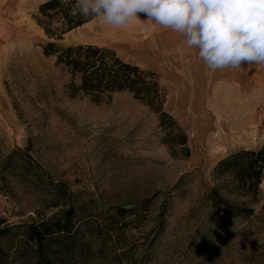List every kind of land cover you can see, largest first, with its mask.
Wrapping results in <instances>:
<instances>
[{
	"label": "rangeland",
	"instance_id": "1",
	"mask_svg": "<svg viewBox=\"0 0 264 264\" xmlns=\"http://www.w3.org/2000/svg\"><path fill=\"white\" fill-rule=\"evenodd\" d=\"M45 1L0 0V228L11 226L0 264H264V170L252 197L215 172L264 147V66L211 70L143 13L50 39L35 18ZM50 41L112 48L155 72L189 150L171 147L159 115L127 91L72 96L69 72L45 54ZM214 190L253 216L218 211ZM69 207L73 231L56 232ZM41 223L49 235L37 248L26 232Z\"/></svg>",
	"mask_w": 264,
	"mask_h": 264
},
{
	"label": "trees",
	"instance_id": "2",
	"mask_svg": "<svg viewBox=\"0 0 264 264\" xmlns=\"http://www.w3.org/2000/svg\"><path fill=\"white\" fill-rule=\"evenodd\" d=\"M37 24L50 39L61 40L70 31L90 22L95 17H83L76 7L75 0H47L39 6ZM44 51L54 56L56 63L66 69L71 76L69 86L71 95L83 94L94 102L111 98L115 92L127 91L135 99L143 102L159 115L161 126L165 127L166 142L171 147L188 151L187 135L171 115L164 110L166 93L161 87L157 74L144 70L138 65L124 61L115 50L95 44H75L62 46L55 41L48 42ZM264 170V147L260 149H241L218 163L215 172L228 175L237 191L246 197L259 193ZM212 206L218 211L239 219H250L254 209L246 203H233L214 190ZM3 220H0V224ZM41 223L38 227H29L26 237L37 246L42 245L49 235L48 229ZM56 232L70 233L75 227L73 207L64 212L63 219L55 222ZM11 226L0 228L2 237Z\"/></svg>",
	"mask_w": 264,
	"mask_h": 264
},
{
	"label": "clouds",
	"instance_id": "3",
	"mask_svg": "<svg viewBox=\"0 0 264 264\" xmlns=\"http://www.w3.org/2000/svg\"><path fill=\"white\" fill-rule=\"evenodd\" d=\"M83 17L122 28L133 20L170 28L211 70L264 66V0H75ZM152 27V25H149Z\"/></svg>",
	"mask_w": 264,
	"mask_h": 264
},
{
	"label": "bare ground",
	"instance_id": "4",
	"mask_svg": "<svg viewBox=\"0 0 264 264\" xmlns=\"http://www.w3.org/2000/svg\"><path fill=\"white\" fill-rule=\"evenodd\" d=\"M95 19V18H94Z\"/></svg>",
	"mask_w": 264,
	"mask_h": 264
}]
</instances>
